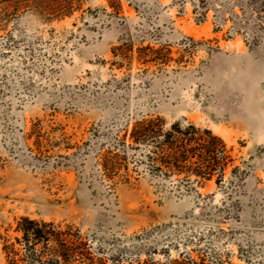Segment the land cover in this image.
<instances>
[{
  "label": "rangeland",
  "instance_id": "374dc122",
  "mask_svg": "<svg viewBox=\"0 0 264 264\" xmlns=\"http://www.w3.org/2000/svg\"><path fill=\"white\" fill-rule=\"evenodd\" d=\"M77 1L52 20L0 9V264L21 216L71 225L106 264H264V32L217 29L218 2L204 16L198 0H119L117 18L109 0ZM128 36L172 59L117 68ZM141 116L219 135L232 158L221 186L105 179L104 142Z\"/></svg>",
  "mask_w": 264,
  "mask_h": 264
},
{
  "label": "trees",
  "instance_id": "16d2710c",
  "mask_svg": "<svg viewBox=\"0 0 264 264\" xmlns=\"http://www.w3.org/2000/svg\"><path fill=\"white\" fill-rule=\"evenodd\" d=\"M198 2L193 10L196 12L199 8L201 12L197 13L204 16L209 4L218 2L217 7H213L217 29L230 21L228 31L244 33L246 41V35L257 40L260 33L264 32V0ZM109 4L112 7L109 14L121 17L119 0H109ZM78 6L77 0H0V9L4 11L7 8L11 11L26 8L45 20L61 19ZM136 41L128 36L113 47L112 53L116 57L113 64L117 68L129 66L133 58L142 64L154 65H165L172 59L170 48L156 47L150 43L134 48ZM35 142L37 145L40 143L38 138ZM104 143L106 149L99 164L104 178L114 183H130L131 179L137 180L139 175H145L159 187L168 182L183 192L190 190L193 183L202 184L216 176L215 183L221 186L225 169L232 161L224 140L211 129L192 122L174 121L166 125L159 116L126 120L123 127ZM70 147L67 145L65 149ZM236 169L235 166L232 171ZM190 177L194 179L190 180ZM172 181L176 182L175 185ZM240 181L241 178H230L228 192L231 193ZM15 230L18 236L14 237L13 242L3 245L8 264H106L102 256L95 258L91 255L79 230L71 225L62 227L53 221L21 216ZM112 264L131 263L113 259ZM137 264L201 263L181 254L176 258H166L164 262L147 258Z\"/></svg>",
  "mask_w": 264,
  "mask_h": 264
}]
</instances>
